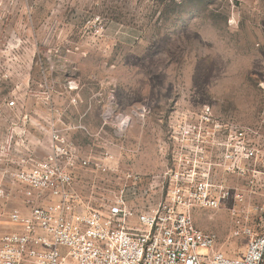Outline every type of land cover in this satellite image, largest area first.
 Listing matches in <instances>:
<instances>
[{
    "label": "rangeland",
    "instance_id": "374dc122",
    "mask_svg": "<svg viewBox=\"0 0 264 264\" xmlns=\"http://www.w3.org/2000/svg\"><path fill=\"white\" fill-rule=\"evenodd\" d=\"M232 127L264 150V0H0V235L17 230L11 211L57 200L30 201L17 179L46 162L104 213L120 200L155 207L187 160L249 189L251 170L221 167ZM245 168L264 178V158ZM192 215L226 254L243 253L228 207Z\"/></svg>",
    "mask_w": 264,
    "mask_h": 264
},
{
    "label": "built area",
    "instance_id": "2783aa9c",
    "mask_svg": "<svg viewBox=\"0 0 264 264\" xmlns=\"http://www.w3.org/2000/svg\"><path fill=\"white\" fill-rule=\"evenodd\" d=\"M232 129L222 143L221 167L239 175L251 170L249 189L233 191L211 182L209 174L200 178L195 162L187 160L167 171L166 196L147 211H134L124 200L107 213L83 205L69 188L71 175L54 171L51 162L41 164L43 171L18 173L30 201L35 192L37 199L48 194L57 200L44 206L30 202L26 214L9 213L17 230L0 235V264H264V204H248L264 198V178L245 168L247 162H261L264 150L251 140L256 134L251 128ZM197 206L228 207L236 225L229 237L248 238L241 255L226 254L218 233L195 223Z\"/></svg>",
    "mask_w": 264,
    "mask_h": 264
}]
</instances>
